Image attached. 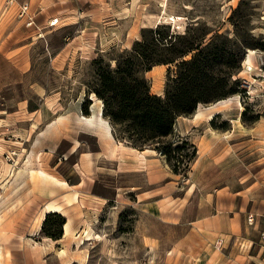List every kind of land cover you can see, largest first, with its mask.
<instances>
[{
    "label": "rangeland",
    "instance_id": "374dc122",
    "mask_svg": "<svg viewBox=\"0 0 264 264\" xmlns=\"http://www.w3.org/2000/svg\"><path fill=\"white\" fill-rule=\"evenodd\" d=\"M52 6L51 18L23 2L1 19L12 46L27 43V64L22 79L0 84V264H189L167 251L189 232L197 202L207 206L203 215L208 216L217 211L215 205L229 214L233 210L225 206L232 201L245 203L257 192L264 198V0H55ZM54 17L58 21L50 24ZM157 25L173 33L166 36L173 45L164 46L169 43L164 39L156 49L163 57H172L187 41L214 40L203 75L215 86L204 92L236 88L197 105L226 100L209 120L192 119V113L176 117L169 138L183 145L181 152L195 146L185 174L173 172L153 146L144 147L150 150L143 151L141 162L136 150L141 148L128 146L93 91L101 84L99 73L114 69L117 61L126 66L134 41L150 36L148 29ZM221 42L225 49H213ZM195 51L136 74L146 78L150 93L163 95L176 63ZM16 52L10 50L8 58L15 60ZM15 68L8 66L10 75ZM74 104L81 114L106 118L111 137L76 117L61 119L41 134L45 121ZM33 122L38 127L32 131ZM19 169L24 170L16 179ZM246 183L255 187L236 192ZM46 201L47 212L53 205L65 221L70 219L73 234L63 235L65 221L60 224L57 215L42 227ZM261 211L241 212L249 230L250 223L260 224L247 235L250 239L237 234L234 245L226 236L219 257L232 249L238 261L223 264L250 258L255 261L249 264H264ZM59 230V238L46 235ZM250 242V253L258 252L262 260L248 255ZM202 243L199 256L216 251L214 244Z\"/></svg>",
    "mask_w": 264,
    "mask_h": 264
},
{
    "label": "trees",
    "instance_id": "16d2710c",
    "mask_svg": "<svg viewBox=\"0 0 264 264\" xmlns=\"http://www.w3.org/2000/svg\"><path fill=\"white\" fill-rule=\"evenodd\" d=\"M150 36L142 40H135L132 46V57L126 60V66L117 61L114 69H106L99 73L101 84L93 91L103 99L104 113L110 117L111 122L118 125V130L123 138L134 147L143 149L153 146L165 154L170 168L175 173L185 174L189 161L195 155V146L187 139H182L183 144L192 146V150L181 152L183 145L175 143L169 136L173 132L175 119L179 115L193 114L200 102H208L215 96H224L236 91L217 90L216 93H205V89L213 88L215 83L204 74L208 58V49L215 43L201 45L200 42L187 41L176 50L172 57H163L156 51L159 43L165 42L171 46L173 42L168 40L173 33L160 31L159 26L148 29ZM169 35L167 38L166 36ZM224 42L215 46L216 50L225 49ZM196 50L190 58H181L177 63V71L170 76L165 84L163 95L150 93L146 78L137 75L136 72L148 70L151 66L159 63L174 61L176 57ZM140 67V69H139ZM86 112V109H82ZM87 115V114H84ZM158 142L159 144L153 145ZM187 158V159H186ZM50 215H57L59 223L65 221L63 215L50 211L43 219L42 227ZM53 238L61 237V231L46 232Z\"/></svg>",
    "mask_w": 264,
    "mask_h": 264
},
{
    "label": "crops",
    "instance_id": "0c3cea01",
    "mask_svg": "<svg viewBox=\"0 0 264 264\" xmlns=\"http://www.w3.org/2000/svg\"><path fill=\"white\" fill-rule=\"evenodd\" d=\"M23 2H27L28 7H30L31 10H35L37 11V13H42V16L45 17L46 19L49 17L51 18L52 14H54L55 12L54 7L52 6L55 4V0H53V4H50V3L45 4V0H0V84L1 82H7L9 79H14V80L22 79L25 74L24 71L26 69L27 60L24 59V56H25L24 50H25V45L27 43H22V44L17 43L16 46H12V42H9L8 40V34H9L8 24L6 23V21L4 22L1 21L2 17L4 16L8 8L13 7L12 10L15 8L16 11H19L20 5ZM37 6L41 7V10L38 11ZM57 21H58V18L54 17V20L51 21L50 24H55ZM15 41H18L17 37L15 38ZM10 50H17L15 54V60H11L8 58V52ZM12 64H14L16 67L15 74L10 75L8 72V66ZM54 113L55 112H53V114ZM82 115L83 114H81L80 105L74 104L73 106H69L67 107L65 111L58 113V114H54V118L49 119L50 122L49 121L44 122V119L41 120L39 124H42L43 122L45 124L43 131H41V134L44 135L45 132H47L48 130H53L54 128L53 126H55V124L57 126L58 121H60L61 119L65 118L68 120L70 119L73 120L76 117L82 123L86 124V126H88L89 128L95 129L98 131H103L105 135L111 137V134H110L111 127H110L109 132H106L104 129L103 130L99 129L97 126H92L90 124H87L84 118L81 117ZM36 126H37V122H33L31 125V130L33 131L34 128H36ZM37 141L38 139L36 140V142ZM128 146L132 149H136L135 147L131 145H128ZM148 149L149 148H144V150L136 149V150H140L138 152V156L141 162H143L145 158L143 151L148 150ZM242 186H243L242 187L243 189L238 190L236 192H241V193H243L244 191L248 192V189L255 187L254 183H248V184L246 183ZM48 202L50 201H46L44 203L46 212H47L46 207L49 204ZM247 202L249 203V205L247 204ZM215 207L217 211H214L208 216H204L203 214H205L206 211H208L207 206L205 204H201L200 202L196 203L195 208L193 209V216L188 221L189 226H190L189 232L184 235V238H182L180 241L177 242L175 247H172L171 249L167 251L169 253L168 255H170L173 258H176V260H179L180 262L182 260L189 259V264L190 263L191 264H218L217 262H219L220 264H223L224 262L238 261L236 260L234 256L231 257V255L233 254L232 249L229 250L228 253H223L224 254L223 257H219V253L223 252L221 251V249L227 241L226 236L229 237V240H232V245H234L236 241L237 234H241L242 238L248 237L250 239V236H247V235L253 233L254 229H257L256 227L259 226L260 223H258L257 221H254V222L251 221L252 223H250L251 225H250V230H249V228H247V224L244 225L241 220V212L245 209L251 213H256V214L261 213L262 214L263 212L261 210L264 209V198L258 197V192H257V193H253V196L247 195V200L245 203L238 204L237 202L232 201L230 202L228 206L227 205L225 206V208H227L228 210L230 211L233 210L229 212V214L225 212L222 213L220 210H218L220 209L218 208V206L215 205ZM66 221H69L70 223L69 218H67ZM64 236H69V235H64ZM188 236H191V238L195 239V241L197 242H193V240L189 239ZM263 236H264V231H261V237ZM202 241L207 242L209 245L211 244V246L212 244H214V247L216 248L215 250L219 252L215 251L211 254H208L209 258L208 257L204 258L203 256H199L202 248L205 246L204 243H202ZM242 246H244V244H242ZM245 247H247V252L249 256L258 257L259 260H262L261 257L258 255V252L253 253V254L250 253V250H251L250 248H252V242H250L248 245H245ZM199 258H203V261L201 263L198 262ZM250 261H255V260L254 258H250L248 259L246 263L249 264ZM246 263L243 262V263H236V264H246Z\"/></svg>",
    "mask_w": 264,
    "mask_h": 264
},
{
    "label": "bare ground",
    "instance_id": "6f19581e",
    "mask_svg": "<svg viewBox=\"0 0 264 264\" xmlns=\"http://www.w3.org/2000/svg\"><path fill=\"white\" fill-rule=\"evenodd\" d=\"M224 101L226 102L225 99H222V100H219V101L215 102L211 106H206V107H203V108H197L194 111L193 115H192V119L202 118L203 116L207 120L211 119L217 113V109L219 107L218 104H220V103H222ZM81 117L84 118V120H85V122H87V124H90V125H93V126L99 125V128L100 129H104L106 132H109V130H110V124H109V122L107 121L106 118H104L100 114L99 115H84L83 114ZM26 163H27L26 165H28V164L31 163L30 156L28 157ZM23 170L24 169H19L17 171V176H15L16 179L22 174V171ZM48 209H49L48 211L57 210L56 209V206H53V205H49L48 206ZM63 232H64L63 233L64 235H70V234H73L74 233V230L70 227L69 221H66V222L63 223ZM86 234L88 235V233H86ZM87 237H85V238H87Z\"/></svg>",
    "mask_w": 264,
    "mask_h": 264
},
{
    "label": "built area",
    "instance_id": "2783aa9c",
    "mask_svg": "<svg viewBox=\"0 0 264 264\" xmlns=\"http://www.w3.org/2000/svg\"><path fill=\"white\" fill-rule=\"evenodd\" d=\"M26 7H27V5H26V4H25V5H23V11H24V9H26ZM51 21H52V20H51ZM51 21H50V22H51ZM50 22H49V23H50ZM250 217H251V216H250ZM250 220H251V219L249 218V221H250Z\"/></svg>",
    "mask_w": 264,
    "mask_h": 264
}]
</instances>
